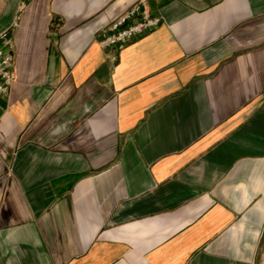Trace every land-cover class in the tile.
Here are the masks:
<instances>
[{"label": "crops", "instance_id": "obj_1", "mask_svg": "<svg viewBox=\"0 0 264 264\" xmlns=\"http://www.w3.org/2000/svg\"><path fill=\"white\" fill-rule=\"evenodd\" d=\"M0 0V264H255L264 252V0ZM21 9V10H20Z\"/></svg>", "mask_w": 264, "mask_h": 264}, {"label": "built area", "instance_id": "obj_2", "mask_svg": "<svg viewBox=\"0 0 264 264\" xmlns=\"http://www.w3.org/2000/svg\"><path fill=\"white\" fill-rule=\"evenodd\" d=\"M28 1L22 0L21 6H25ZM161 23L162 18L151 14L148 10L146 0H138L105 28L98 41L104 48H122L151 32ZM11 43L9 31L0 35V93H7L11 84L16 80ZM255 264H264V252L258 255Z\"/></svg>", "mask_w": 264, "mask_h": 264}]
</instances>
